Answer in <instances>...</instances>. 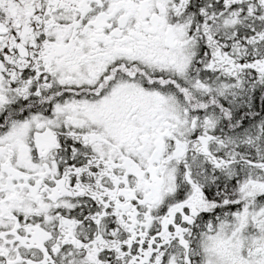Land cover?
<instances>
[{
  "label": "snow or ice",
  "instance_id": "1",
  "mask_svg": "<svg viewBox=\"0 0 264 264\" xmlns=\"http://www.w3.org/2000/svg\"><path fill=\"white\" fill-rule=\"evenodd\" d=\"M0 264H264V0H0Z\"/></svg>",
  "mask_w": 264,
  "mask_h": 264
}]
</instances>
